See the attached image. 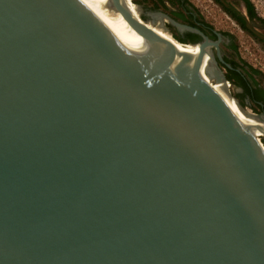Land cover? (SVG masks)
Listing matches in <instances>:
<instances>
[{
	"label": "water",
	"instance_id": "95a60500",
	"mask_svg": "<svg viewBox=\"0 0 264 264\" xmlns=\"http://www.w3.org/2000/svg\"><path fill=\"white\" fill-rule=\"evenodd\" d=\"M110 7L176 58L80 0H0V264H264V144L204 77L227 88L218 41Z\"/></svg>",
	"mask_w": 264,
	"mask_h": 264
},
{
	"label": "flooded vegetation",
	"instance_id": "af4514ba",
	"mask_svg": "<svg viewBox=\"0 0 264 264\" xmlns=\"http://www.w3.org/2000/svg\"><path fill=\"white\" fill-rule=\"evenodd\" d=\"M131 1L139 7L143 19L163 25L175 39L178 38V41L193 44L202 42L203 36L189 30H179L166 17L199 30L212 41H218L222 58V61L218 60V64L229 83L228 91L233 93L240 105L249 111L264 112V79L260 72L261 68L255 66L243 54L238 46L240 36L234 28L230 25L225 27L215 25L194 0ZM210 1L224 11L231 24L243 35L264 46V19L256 12L250 0ZM211 50L216 57L215 47L212 46Z\"/></svg>",
	"mask_w": 264,
	"mask_h": 264
},
{
	"label": "bare ground",
	"instance_id": "6f19581e",
	"mask_svg": "<svg viewBox=\"0 0 264 264\" xmlns=\"http://www.w3.org/2000/svg\"><path fill=\"white\" fill-rule=\"evenodd\" d=\"M83 2L96 16L97 18L117 37L131 52L136 56L149 59V60H171L176 58L177 51H171L165 55L157 54L149 48V43L138 34L132 26L123 18V16L110 7V0H80ZM127 5L131 14L139 21L146 23V25L155 31L157 34L173 39L175 38L163 28L159 27V24H151L149 21L145 22L140 17L139 7L131 0H121V2ZM176 37V36H175ZM178 39V38H177ZM178 47L184 51L197 52L198 44L182 43L175 41ZM209 58L205 56V61ZM204 65L201 66V70L205 79L211 83L213 88L219 92L224 99L233 108L239 119L250 126L257 136H264L260 128L264 129V122H260L256 118H250L238 105L237 100L227 91L226 85L221 82H214L204 70Z\"/></svg>",
	"mask_w": 264,
	"mask_h": 264
},
{
	"label": "rangeland",
	"instance_id": "374dc122",
	"mask_svg": "<svg viewBox=\"0 0 264 264\" xmlns=\"http://www.w3.org/2000/svg\"><path fill=\"white\" fill-rule=\"evenodd\" d=\"M199 6L200 9L206 14L210 20L214 22L217 26H229L234 28L238 35L240 36V41L238 46L240 47L243 54L249 58V60L255 64L258 68H261L260 72L264 79V46L258 41L250 40L249 37L243 35L236 26L231 24V21L228 19L227 15L223 10L219 8L218 5L212 3L210 0H194ZM253 4L256 12L264 19V0H250ZM243 35V36H242ZM253 54L249 53V51ZM211 84V83H210ZM231 89V88H230ZM230 93V92H229ZM233 96V93H230ZM234 97V96H233ZM261 141L264 144V137L261 136Z\"/></svg>",
	"mask_w": 264,
	"mask_h": 264
},
{
	"label": "built area",
	"instance_id": "2783aa9c",
	"mask_svg": "<svg viewBox=\"0 0 264 264\" xmlns=\"http://www.w3.org/2000/svg\"><path fill=\"white\" fill-rule=\"evenodd\" d=\"M229 87V83H228V81H227V88ZM261 136H259V138H260ZM261 139V138H260Z\"/></svg>",
	"mask_w": 264,
	"mask_h": 264
},
{
	"label": "trees",
	"instance_id": "16d2710c",
	"mask_svg": "<svg viewBox=\"0 0 264 264\" xmlns=\"http://www.w3.org/2000/svg\"><path fill=\"white\" fill-rule=\"evenodd\" d=\"M181 42V41H180ZM234 96V95H233Z\"/></svg>",
	"mask_w": 264,
	"mask_h": 264
}]
</instances>
